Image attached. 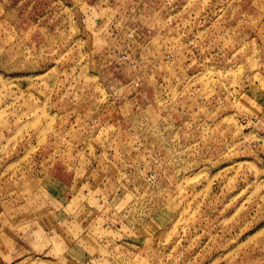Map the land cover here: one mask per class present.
<instances>
[{"label": "rangeland", "instance_id": "1", "mask_svg": "<svg viewBox=\"0 0 264 264\" xmlns=\"http://www.w3.org/2000/svg\"><path fill=\"white\" fill-rule=\"evenodd\" d=\"M0 264H264V0H0Z\"/></svg>", "mask_w": 264, "mask_h": 264}, {"label": "built area", "instance_id": "2", "mask_svg": "<svg viewBox=\"0 0 264 264\" xmlns=\"http://www.w3.org/2000/svg\"><path fill=\"white\" fill-rule=\"evenodd\" d=\"M120 58L122 59V60H127L128 59V56L126 55V54H122L121 56H120ZM170 58V57H169Z\"/></svg>", "mask_w": 264, "mask_h": 264}, {"label": "crops", "instance_id": "3", "mask_svg": "<svg viewBox=\"0 0 264 264\" xmlns=\"http://www.w3.org/2000/svg\"><path fill=\"white\" fill-rule=\"evenodd\" d=\"M22 248H23V247H22ZM19 253H20V251H18V254H19ZM18 254H16V256H17ZM20 255H21V254H20ZM9 262H11V263H12V262H13V260H10ZM14 262H15V261H14Z\"/></svg>", "mask_w": 264, "mask_h": 264}]
</instances>
